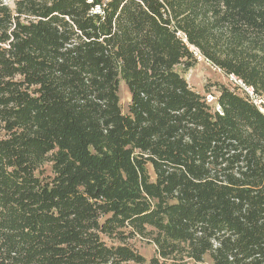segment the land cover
I'll use <instances>...</instances> for the list:
<instances>
[{"label":"trees","instance_id":"obj_1","mask_svg":"<svg viewBox=\"0 0 264 264\" xmlns=\"http://www.w3.org/2000/svg\"><path fill=\"white\" fill-rule=\"evenodd\" d=\"M200 56L264 106V0H0V264H264V112Z\"/></svg>","mask_w":264,"mask_h":264},{"label":"rangeland","instance_id":"obj_2","mask_svg":"<svg viewBox=\"0 0 264 264\" xmlns=\"http://www.w3.org/2000/svg\"><path fill=\"white\" fill-rule=\"evenodd\" d=\"M9 3L12 5L13 0H9ZM191 48L195 50L193 46ZM177 70L182 73L183 76H185L193 88L206 95V97L209 94H212L213 96L218 95L216 87L213 86L215 82L225 83L232 88L239 85V83L232 76H227L221 69L201 56L198 57L196 64L190 69L185 70L183 65H178ZM207 88H211V91H208ZM120 98L123 111L127 112L130 94L124 82H121L120 85ZM252 98L257 102L264 112V106L261 104L262 102L259 100V98L255 96ZM45 169L49 171V165H47ZM132 242L138 251L142 253L148 260L155 254L156 245L148 239L137 236L132 240Z\"/></svg>","mask_w":264,"mask_h":264},{"label":"built area","instance_id":"obj_3","mask_svg":"<svg viewBox=\"0 0 264 264\" xmlns=\"http://www.w3.org/2000/svg\"><path fill=\"white\" fill-rule=\"evenodd\" d=\"M243 88H244V90H246L249 94H250V96L251 97H253L254 96V90H253V88L252 87H248V86H245V84L240 80V79H237L235 76H232ZM207 100L209 101V102H213L214 100H215V97L212 95V94H209L208 96H207ZM260 100V99H259ZM255 101V100H254ZM261 101V100H260ZM256 102V101H255ZM257 103V102H256Z\"/></svg>","mask_w":264,"mask_h":264}]
</instances>
